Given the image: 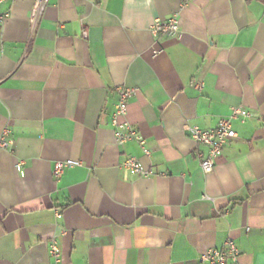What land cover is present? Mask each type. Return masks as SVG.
<instances>
[{
  "label": "crops",
  "instance_id": "obj_1",
  "mask_svg": "<svg viewBox=\"0 0 264 264\" xmlns=\"http://www.w3.org/2000/svg\"><path fill=\"white\" fill-rule=\"evenodd\" d=\"M32 7L0 4V135L15 141L0 149V264H55L53 242L60 264H199L228 239L264 264V4L49 0L35 26ZM173 15L179 35L153 36ZM121 86L149 154L116 141ZM235 106L252 117L206 173L187 127ZM126 156L154 175L127 173ZM67 160L81 164L56 178Z\"/></svg>",
  "mask_w": 264,
  "mask_h": 264
},
{
  "label": "built area",
  "instance_id": "obj_2",
  "mask_svg": "<svg viewBox=\"0 0 264 264\" xmlns=\"http://www.w3.org/2000/svg\"><path fill=\"white\" fill-rule=\"evenodd\" d=\"M5 0H0V4ZM49 0H33V7L30 15V22L35 26L44 16ZM7 15L0 14V34L3 32ZM153 36L159 37H175L180 33V22L177 15L170 16L166 19H156L150 27ZM119 98L115 111L112 115V126L118 144H126L131 141L137 142L141 149L149 154L145 146V141L128 121L129 100L134 94V89L121 86L118 88ZM252 117L250 110L243 106H235L232 108L231 114L223 118L218 126L213 129H203L197 125L187 127L188 136L197 144L208 148V155L203 152L199 153L200 164L204 172L210 173L215 168L217 161L223 155L225 147L231 143L236 137L237 132L234 129L233 121L240 120L245 123ZM14 139L12 131L6 127L0 135V149L13 151ZM81 162L67 160L58 162L53 170L56 178H60L66 168L80 165ZM121 167L129 174L136 176H152L154 171L146 169L143 164L133 156H126L121 163ZM17 171L24 175L23 162L17 164ZM60 216V214H58ZM51 254L55 259V264H60L59 247L56 242L51 245ZM241 251L233 239H228L222 248H209L205 250L199 258V264H241Z\"/></svg>",
  "mask_w": 264,
  "mask_h": 264
},
{
  "label": "trees",
  "instance_id": "obj_3",
  "mask_svg": "<svg viewBox=\"0 0 264 264\" xmlns=\"http://www.w3.org/2000/svg\"><path fill=\"white\" fill-rule=\"evenodd\" d=\"M258 1H260V2H262L264 4V0H258Z\"/></svg>",
  "mask_w": 264,
  "mask_h": 264
}]
</instances>
